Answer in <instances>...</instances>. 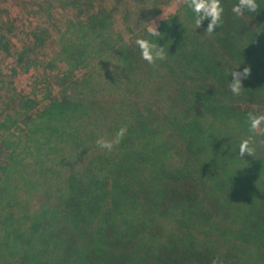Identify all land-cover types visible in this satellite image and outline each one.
Returning <instances> with one entry per match:
<instances>
[{
    "label": "trees",
    "instance_id": "1",
    "mask_svg": "<svg viewBox=\"0 0 264 264\" xmlns=\"http://www.w3.org/2000/svg\"><path fill=\"white\" fill-rule=\"evenodd\" d=\"M236 3L221 0L222 21L212 34L204 30L208 18L196 28V15L183 0L176 12L159 21L160 37L142 29L137 38L164 48L166 58L155 64L141 58L137 38L127 43L119 35L113 37L107 25L99 28L106 20L101 11L87 13L79 29L86 27L99 47L109 49L104 73L119 88L105 100L97 91V109L133 118L136 127L147 125L150 132L143 138L149 140L131 148L140 136L132 138L129 132L114 146L120 148L118 154L101 149L97 139H112L118 129L99 115L93 101L74 95L50 98L34 117L2 118L4 123L12 119L19 131L15 135L31 143L22 154L13 149L15 155L0 164L1 172L11 160L7 175L30 188L18 201L14 191L3 194L12 202L0 218V264H264V250H247L233 241L229 215L238 196L259 201L263 195L264 149L254 156L245 153L254 162L242 167L238 159L230 161L231 148L239 151L246 137L228 139L209 124L211 117L234 118L250 132L248 114H262L264 58L249 45L264 33V0H258L257 13L239 17L231 11ZM4 12L0 9V53L11 55ZM31 36L35 46L45 42L38 31ZM75 42L63 43L60 52L81 56ZM25 52H18V59ZM237 66L238 71L251 69L239 96L229 88L230 72ZM167 105L184 109L188 116L174 127L165 113ZM139 118L150 121L141 123ZM161 119L169 121L172 134L162 129ZM104 122L110 124L98 132ZM164 134L166 139L161 138ZM167 134L181 141L178 148ZM205 150L200 161L198 155ZM79 156L83 158L77 160ZM175 156L180 158L178 166ZM141 171L151 180L141 179ZM87 233L94 235L95 243L86 240ZM93 245L106 251V263L90 261L86 248Z\"/></svg>",
    "mask_w": 264,
    "mask_h": 264
},
{
    "label": "rangeland",
    "instance_id": "2",
    "mask_svg": "<svg viewBox=\"0 0 264 264\" xmlns=\"http://www.w3.org/2000/svg\"><path fill=\"white\" fill-rule=\"evenodd\" d=\"M180 2L181 0H160V2L154 0H0V9L5 11L1 15L3 22H6L5 33L10 38L13 47L11 55L0 53V164H5L2 162L14 154L13 149L17 154H22L23 147L31 143L30 138L23 135L18 138V135H15L19 131L16 130L12 119L4 123L2 118L34 117L42 107L46 106L50 98L61 94L74 95L89 102L93 101V108L98 110L93 99L97 91L102 95L103 100L108 97L111 99L116 92H119L114 78L104 73L110 64L109 49L99 47L98 41L92 37L86 27L79 29L85 24L88 12L101 11L100 13L106 20L102 27L99 25V28L103 29L104 25H107L106 28L113 32V37L119 35L125 42L130 43L137 38L142 29H147L149 24L154 23L157 27L162 18L176 12L180 7ZM263 29L262 23L261 30ZM33 31H38L45 37V42L41 46L33 45L31 36ZM252 31L253 27L247 30L248 33ZM71 41L79 44L77 48L82 51L81 56L65 55V53L63 55V52H60L62 44ZM249 48L256 49L259 56L264 58V33L258 39H254ZM22 50L26 52L22 59H18V52ZM101 71L105 74L102 77H100ZM259 93L261 97H264L263 89ZM143 95L148 94L142 93L141 96ZM100 103L104 106L102 102ZM261 110L264 114V104ZM100 112L103 115L102 118L110 119L115 128L127 126L126 134L130 132L132 138L134 134L137 137L140 136L134 145H130L131 148H137L143 144L144 140H149V136L143 138L150 132V129L147 130V125L143 127L141 124L136 127L138 123L132 122L133 118H116L108 115L111 112L104 110H98L99 115ZM165 113L174 127L188 116L186 112V115L184 114V109L170 105H167ZM211 118L209 124L217 126L218 131L225 133L228 139L252 135L255 140L252 144L255 154L261 153L264 149V144H261L264 136L250 133L241 120ZM139 119L141 123H144V120L150 121V118ZM161 120L162 129L172 134L174 131L170 130L169 121L164 123V120ZM109 124V122H104L101 127L97 128L98 132H105V127ZM167 135L174 140V147L178 148L181 141L175 136ZM161 138L166 139L165 134L161 135ZM119 149L114 147L110 153L118 154ZM231 150L235 156H231V162L236 158L242 167L254 162V160H247L244 156L241 157L239 151L235 152L232 148ZM205 153L206 150L199 153L200 161ZM175 157L177 163L174 166H178L180 158ZM82 158L79 156L77 160ZM5 162L7 167L0 172V218L2 219L4 218L2 211L9 210V203L12 202L11 196L3 194L7 190L10 193L14 191V199L18 201V197L27 196L30 191V188H24L22 181H14L7 175L11 160ZM234 163L237 165V162ZM139 177L151 180L150 174L142 171ZM245 194L247 196L258 195L256 192H245ZM258 196L261 197L259 201L238 196V201L235 203L236 208L229 212L233 241L251 251L264 250V193ZM12 209L15 210L16 206ZM86 235V240L92 238V243H95L93 234L87 233ZM86 251L90 261L96 258L99 263H106L104 259L106 251L95 246L91 250L87 247ZM111 253H116V251ZM110 257V262H113L115 258Z\"/></svg>",
    "mask_w": 264,
    "mask_h": 264
},
{
    "label": "clouds",
    "instance_id": "3",
    "mask_svg": "<svg viewBox=\"0 0 264 264\" xmlns=\"http://www.w3.org/2000/svg\"><path fill=\"white\" fill-rule=\"evenodd\" d=\"M183 2L192 10L196 15L195 25L196 28L202 26V22L208 18L209 23L204 29L206 34L214 33V29L220 26L224 8L221 0H183ZM260 10L258 0H238V3L233 5L231 11L236 16H243L246 12L257 13ZM149 24V23H148ZM147 32L152 37H160L161 33L157 30L154 23L149 24ZM140 50L141 58L149 64H155L157 60H164L166 58L164 48L152 43L145 38H137L135 41ZM238 66L230 72L232 77L229 84L231 92L239 96L242 90V79H246L251 75L250 67H244L242 71L236 70ZM249 130L253 134L264 136V114H248ZM127 132V126H121L112 139H105L100 137L97 139V145L108 152H111L115 145H118ZM253 136L250 135L241 140L239 144V155L243 157L245 153L249 155L255 154V148L252 146ZM213 264H216L213 261Z\"/></svg>",
    "mask_w": 264,
    "mask_h": 264
}]
</instances>
